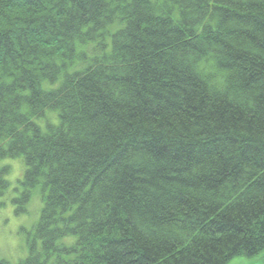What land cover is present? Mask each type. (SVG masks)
Wrapping results in <instances>:
<instances>
[{"label": "trees", "instance_id": "16d2710c", "mask_svg": "<svg viewBox=\"0 0 264 264\" xmlns=\"http://www.w3.org/2000/svg\"><path fill=\"white\" fill-rule=\"evenodd\" d=\"M0 157L27 166L16 214L44 193L0 264L258 256L264 0H0Z\"/></svg>", "mask_w": 264, "mask_h": 264}, {"label": "rangeland", "instance_id": "374dc122", "mask_svg": "<svg viewBox=\"0 0 264 264\" xmlns=\"http://www.w3.org/2000/svg\"><path fill=\"white\" fill-rule=\"evenodd\" d=\"M4 167L9 168L5 177L10 184L0 197V257L17 263L28 255V240L33 236L40 217L44 193L42 187H38L28 204L27 213L16 214L13 199L23 190L21 182L25 178L27 166L23 157H0V170ZM229 264H264V250L254 258L237 257Z\"/></svg>", "mask_w": 264, "mask_h": 264}]
</instances>
